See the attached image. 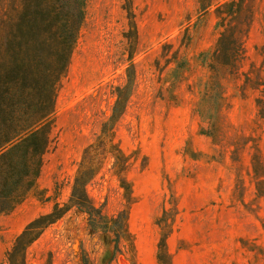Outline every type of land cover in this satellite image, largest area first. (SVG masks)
<instances>
[{
  "label": "rangeland",
  "instance_id": "1",
  "mask_svg": "<svg viewBox=\"0 0 264 264\" xmlns=\"http://www.w3.org/2000/svg\"><path fill=\"white\" fill-rule=\"evenodd\" d=\"M210 1L228 0H133V31L124 0H87L36 187L0 216V264L30 221L71 204L84 149L119 98L110 125L130 164L135 252L122 223H109L127 204L110 154L87 185L94 221L71 206L31 244L27 264H159L163 233L172 264H264V195L252 177V142L234 154L232 145L259 136L264 158V126L254 122L260 93L241 89V75L223 80L221 105L203 99L211 73L201 54L218 39L213 8L202 9ZM255 8L241 71L253 64L264 76V0Z\"/></svg>",
  "mask_w": 264,
  "mask_h": 264
},
{
  "label": "trees",
  "instance_id": "2",
  "mask_svg": "<svg viewBox=\"0 0 264 264\" xmlns=\"http://www.w3.org/2000/svg\"><path fill=\"white\" fill-rule=\"evenodd\" d=\"M132 5L133 0H124L123 8L128 13L131 30L136 31ZM86 6L87 0H0V216L13 211L36 187L44 157L54 140L57 92L68 74L86 19ZM211 8L216 16L218 39L211 49L201 54L211 73L203 99L221 105L223 80L243 75L245 79L240 88L260 93L254 98V122L261 128L264 126L263 69L252 64L247 72L241 71L244 42L256 14L255 0H228L215 6L210 1L202 5L203 10ZM258 51L264 62V45ZM173 59L176 61L177 57ZM215 97H218L217 102L211 100L217 99ZM120 104L119 98L114 115L103 124L98 140L84 149L72 187L71 204L56 203L52 211L30 221L7 251V264H27L31 244L49 225L64 217L71 206L94 221L97 208L88 197L87 185L110 154L115 159V171L127 204L109 223H122L123 238L135 252L134 240L127 228L129 209L135 201L133 186L125 176L130 164L121 146L114 142L115 133L110 125ZM242 139V144H232L235 146L233 154L241 145L252 142V177L257 193L264 195L261 138ZM167 239L168 234L163 233L158 244L159 264H172Z\"/></svg>",
  "mask_w": 264,
  "mask_h": 264
}]
</instances>
